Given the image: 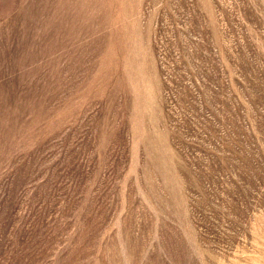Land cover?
<instances>
[{
	"label": "rangeland",
	"instance_id": "rangeland-1",
	"mask_svg": "<svg viewBox=\"0 0 264 264\" xmlns=\"http://www.w3.org/2000/svg\"><path fill=\"white\" fill-rule=\"evenodd\" d=\"M0 264H264V0H0Z\"/></svg>",
	"mask_w": 264,
	"mask_h": 264
}]
</instances>
